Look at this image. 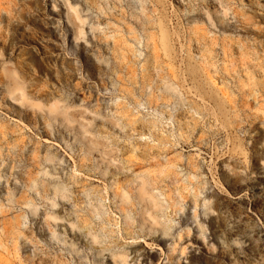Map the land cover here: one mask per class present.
Masks as SVG:
<instances>
[{
    "label": "rangeland",
    "instance_id": "obj_1",
    "mask_svg": "<svg viewBox=\"0 0 264 264\" xmlns=\"http://www.w3.org/2000/svg\"><path fill=\"white\" fill-rule=\"evenodd\" d=\"M1 31L0 264H264V0H0Z\"/></svg>",
    "mask_w": 264,
    "mask_h": 264
},
{
    "label": "bare ground",
    "instance_id": "obj_2",
    "mask_svg": "<svg viewBox=\"0 0 264 264\" xmlns=\"http://www.w3.org/2000/svg\"><path fill=\"white\" fill-rule=\"evenodd\" d=\"M3 38H4V33L1 31L0 32V40H3ZM16 90H21L22 88L20 87V88H15ZM13 93V92H12ZM48 160H53L52 158H48Z\"/></svg>",
    "mask_w": 264,
    "mask_h": 264
}]
</instances>
